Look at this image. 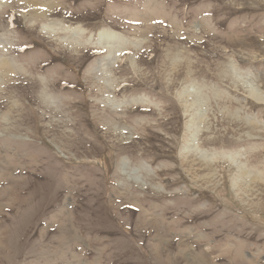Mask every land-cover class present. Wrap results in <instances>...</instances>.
<instances>
[{
  "label": "rangeland",
  "instance_id": "obj_1",
  "mask_svg": "<svg viewBox=\"0 0 264 264\" xmlns=\"http://www.w3.org/2000/svg\"><path fill=\"white\" fill-rule=\"evenodd\" d=\"M6 58L0 264H264V0H0Z\"/></svg>",
  "mask_w": 264,
  "mask_h": 264
},
{
  "label": "bare ground",
  "instance_id": "obj_2",
  "mask_svg": "<svg viewBox=\"0 0 264 264\" xmlns=\"http://www.w3.org/2000/svg\"><path fill=\"white\" fill-rule=\"evenodd\" d=\"M60 26V24L57 23H50V24H45L43 25V29L48 32V33H55L57 32V28ZM81 34V29L79 27H77L76 29H73L71 32V37L70 38H75L76 36H79ZM98 40L101 41L103 44L105 45H109L110 50H113V48H120L124 46V42L122 40L121 35L112 32V31H102L99 36H98ZM19 48V45H16L14 47V51L16 49ZM13 61H11L10 59L6 58L1 60L0 64L2 66L3 69L9 68L8 65H13ZM2 74L5 73V71H1ZM10 81V80H9ZM2 82V77H0V83ZM19 80L17 78H14L11 80V84L9 85V87L7 89H14L15 87L19 86ZM19 88V87H18ZM192 91H184V94H186L188 97L192 98L193 102L192 105H199V107L201 108L202 105V101L200 99V97H198L199 95V90H197L195 87H191ZM249 95L250 97L254 98L256 101L259 102H264V94L262 92H260L259 90H257L255 87L250 86V90H249ZM200 109L197 111L196 114L193 115V120H191L190 125L188 127L189 131L191 132V139L193 144L189 145L187 147L188 150L193 151L194 153L198 152L197 146H196V136L197 133L199 132V126L200 123H195L197 120L195 119V116L197 115V117H200ZM241 168L243 169V166H241Z\"/></svg>",
  "mask_w": 264,
  "mask_h": 264
}]
</instances>
